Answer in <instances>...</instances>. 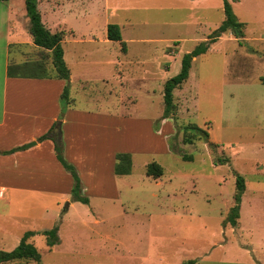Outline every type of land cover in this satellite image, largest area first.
Segmentation results:
<instances>
[{"label": "rangeland", "instance_id": "1", "mask_svg": "<svg viewBox=\"0 0 264 264\" xmlns=\"http://www.w3.org/2000/svg\"><path fill=\"white\" fill-rule=\"evenodd\" d=\"M40 1L44 26L66 32L67 107L92 132L82 136L85 162L72 164L89 204L64 200L49 186L0 203V251L14 249L26 231L57 224L60 241L49 248L35 235L28 241L39 262L1 264H264V0H227L245 24L243 41L224 33L196 57L172 92L174 112L162 120L165 82L221 24L223 0ZM10 7L29 25L24 2ZM104 23L119 26L125 52L106 39ZM189 124L208 140L184 143ZM118 153L130 154V174H114ZM152 162L161 177L146 176ZM237 176L245 188L231 226Z\"/></svg>", "mask_w": 264, "mask_h": 264}, {"label": "crops", "instance_id": "2", "mask_svg": "<svg viewBox=\"0 0 264 264\" xmlns=\"http://www.w3.org/2000/svg\"><path fill=\"white\" fill-rule=\"evenodd\" d=\"M11 1H0V203L9 205L18 196L28 192H44L47 189H41L43 186H49L52 192L64 196V200L69 201L72 179L57 161L53 141L46 139L38 142L36 139L46 134L53 124L57 123L50 136L62 143L64 158L75 165L80 159L85 162L82 150L83 147L87 149L88 145L86 147V138L83 140L82 136L87 135L85 130L90 132L89 134L92 132L91 129L83 130L79 127L76 121L82 118L83 114L74 112L71 107H67L62 117L60 116V96L66 81L46 74L51 65L49 51L34 45L32 36L26 33L29 31L28 22H22L18 13L13 14ZM189 1L193 3L195 0ZM40 2L38 0V4ZM202 2L207 4V0H196V3ZM82 18L89 20L87 16ZM15 22H18L20 27ZM106 26L104 23L103 32ZM58 30L61 28L58 27L56 31ZM210 34L201 42H207ZM103 41L107 43L104 38ZM65 56L63 50V59L68 67ZM72 84L73 77L70 72L69 94ZM69 103L72 104L73 100L69 99ZM31 142L35 144L20 149ZM96 142L97 140H91L89 149L93 148ZM9 151L11 152L2 154ZM113 154L109 155L114 159ZM109 164L112 166V163ZM84 192L85 188H82V193Z\"/></svg>", "mask_w": 264, "mask_h": 264}, {"label": "trees", "instance_id": "3", "mask_svg": "<svg viewBox=\"0 0 264 264\" xmlns=\"http://www.w3.org/2000/svg\"><path fill=\"white\" fill-rule=\"evenodd\" d=\"M24 5L26 14L29 19V33L32 36L34 45L49 51V57L51 61L50 68L52 69V74L51 76L49 74V77L66 81V85L64 86L60 96V116L62 117L69 104L68 81L70 75V71L63 59V49L61 46L64 33L62 31L52 33L44 26L41 21L40 12L37 9L38 0H24ZM223 13V21L218 26V28L215 29L209 35V40L207 42H201L191 52L186 53L181 59V65L178 74L165 82L163 88L164 110L161 119L169 117V115L174 112L175 106L173 104L172 92L174 89L179 88L181 84L187 80L193 58H196L206 53L207 49L209 48V45L214 43L224 33L229 32L233 35L236 40L240 42L243 41L242 38L244 37L245 24L240 22L238 18L234 15L232 8L227 0H223ZM106 38L109 41L119 42L121 46V51L125 52V42L122 41L118 25L107 24ZM259 80L264 85V77H261ZM56 125L57 123L53 124L51 129L46 134L40 136L37 141L41 142L46 139L53 141L55 157L57 161L61 164L63 169L71 176L73 180V185L70 191L71 200L87 205L89 204V198L86 195H83L82 193L81 182L74 166L67 162L64 158L62 143L55 139H52L50 136V133L54 131ZM184 132V143H193V141L202 138L205 141L208 140V133L203 129L197 127L196 125L189 124L188 126H185ZM10 152L11 151L2 152V154H7ZM131 167L132 160L130 154L118 153L115 155V165L113 167V172L115 175H128L131 172ZM145 174L148 177L156 179L163 175V171L157 163L152 162L146 165ZM244 188L245 185L243 178L237 176L235 185L236 192L234 195L235 206L231 209L230 215L227 219L231 226L236 225V220L238 219L239 204L241 202V195L244 191ZM35 235L44 236L45 243L49 248L56 246L60 242L58 237V224L53 226V228L50 230L39 232L26 231L20 239L18 245L14 249L9 252L0 251V264L22 259H28L35 262H39L41 259L39 251L32 243L28 241L31 237ZM182 264H195V261L188 260Z\"/></svg>", "mask_w": 264, "mask_h": 264}, {"label": "water", "instance_id": "4", "mask_svg": "<svg viewBox=\"0 0 264 264\" xmlns=\"http://www.w3.org/2000/svg\"><path fill=\"white\" fill-rule=\"evenodd\" d=\"M34 144H35V142H31V143L26 144L25 146L21 147L20 149L28 148V147H30V146H32Z\"/></svg>", "mask_w": 264, "mask_h": 264}]
</instances>
